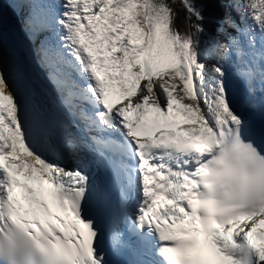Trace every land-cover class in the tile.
<instances>
[{
	"label": "snow or ice",
	"instance_id": "obj_1",
	"mask_svg": "<svg viewBox=\"0 0 264 264\" xmlns=\"http://www.w3.org/2000/svg\"><path fill=\"white\" fill-rule=\"evenodd\" d=\"M181 2L0 0V264H264V0Z\"/></svg>",
	"mask_w": 264,
	"mask_h": 264
},
{
	"label": "trees",
	"instance_id": "obj_2",
	"mask_svg": "<svg viewBox=\"0 0 264 264\" xmlns=\"http://www.w3.org/2000/svg\"><path fill=\"white\" fill-rule=\"evenodd\" d=\"M168 2L172 5V7L174 8V10L177 13L176 26L179 29L184 30L186 28V24L184 22V16L186 15V12H185V9L183 8L181 0H176L174 2H173V0H168ZM205 9L207 12V13L205 12V16L207 18L210 17L211 20L215 21L216 15L220 11L221 7L219 5L218 0H208V6ZM211 20H209V21H211ZM211 23L213 24L212 21H211Z\"/></svg>",
	"mask_w": 264,
	"mask_h": 264
},
{
	"label": "bare ground",
	"instance_id": "obj_3",
	"mask_svg": "<svg viewBox=\"0 0 264 264\" xmlns=\"http://www.w3.org/2000/svg\"><path fill=\"white\" fill-rule=\"evenodd\" d=\"M228 1V0H227ZM226 10H230V9H227V7H226V5H225V11ZM230 11H232V15H233V17L234 18H236L237 20L239 19V16H238V13L236 12V11H234V10H230ZM231 30V29H230ZM185 99H187V98H185Z\"/></svg>",
	"mask_w": 264,
	"mask_h": 264
},
{
	"label": "rangeland",
	"instance_id": "obj_4",
	"mask_svg": "<svg viewBox=\"0 0 264 264\" xmlns=\"http://www.w3.org/2000/svg\"><path fill=\"white\" fill-rule=\"evenodd\" d=\"M174 1H176V0H174ZM205 12H206V9H205ZM207 13V12H206ZM209 13V12H208ZM210 14V13H209ZM207 17L205 16V19H206ZM204 26H206V20L204 21Z\"/></svg>",
	"mask_w": 264,
	"mask_h": 264
}]
</instances>
